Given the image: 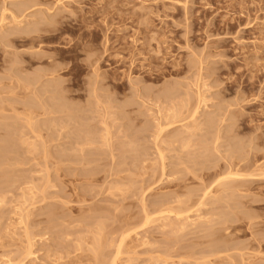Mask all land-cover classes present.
<instances>
[{"label": "rangeland", "instance_id": "1", "mask_svg": "<svg viewBox=\"0 0 264 264\" xmlns=\"http://www.w3.org/2000/svg\"><path fill=\"white\" fill-rule=\"evenodd\" d=\"M0 264H264V0H0Z\"/></svg>", "mask_w": 264, "mask_h": 264}]
</instances>
